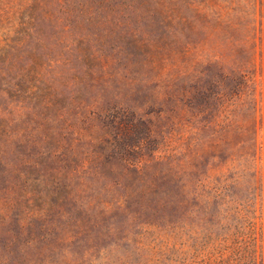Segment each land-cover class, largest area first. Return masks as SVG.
I'll use <instances>...</instances> for the list:
<instances>
[{
	"label": "trees",
	"instance_id": "trees-1",
	"mask_svg": "<svg viewBox=\"0 0 264 264\" xmlns=\"http://www.w3.org/2000/svg\"><path fill=\"white\" fill-rule=\"evenodd\" d=\"M144 21L158 32L171 31V64L176 67L190 64V43L199 30L206 36L213 31L223 44L239 49L251 47L253 42L256 48L259 37L264 49V0H0V181L8 185L0 193L16 191L14 198L0 200V231H4L0 264H84L87 255L71 259L63 246L69 247L75 239V245L80 244L78 236L88 231L70 235V229L79 227L85 213L91 211L104 220L125 207L123 199L107 201L102 194L92 197L94 179L85 177L90 174L87 164L92 155L86 156L88 149L81 143L116 149L109 141L116 143L120 136L107 129L124 125L121 120L130 112L95 111L84 106L77 95L78 87L87 80L94 86L119 80L114 65L136 56L123 45L113 48L110 43L127 42L145 57L149 67L155 68L158 59L163 60L161 52L168 39L162 45L146 39ZM222 56L211 52L200 62L205 71H197L192 63L190 69L176 73L175 82L196 81L199 74L206 77L205 85L190 87L193 98L201 97L206 106L200 114L214 108L203 129L212 136L224 131L247 135L248 140L235 147H246L250 153H242L240 159L233 155L217 179L204 175L201 180L197 170L192 172V180L177 186L180 190L194 186L193 196L208 207L202 226L191 228L193 236L204 237L202 245L214 251L203 255V264H264V206L258 227L257 210L250 212L251 200L224 201L230 187H241L247 175L253 177L250 194L254 177L262 173L264 178V165L251 154L258 143L257 126L247 128L250 130L242 126L246 120L250 125L256 122L247 93L250 63L225 71ZM89 121L102 132L98 139L81 128ZM144 145L131 149L140 150ZM65 162L75 167L67 171L46 167ZM231 170L234 181L229 186L225 175ZM72 199V209L63 210ZM216 227L219 235L214 234ZM135 240L130 235L126 239ZM136 245L146 247L143 238Z\"/></svg>",
	"mask_w": 264,
	"mask_h": 264
},
{
	"label": "rangeland",
	"instance_id": "rangeland-1",
	"mask_svg": "<svg viewBox=\"0 0 264 264\" xmlns=\"http://www.w3.org/2000/svg\"><path fill=\"white\" fill-rule=\"evenodd\" d=\"M143 25L146 39L158 45L168 39V44L163 45L165 51L161 52L165 55L163 60L158 59L155 68L149 67L145 57L129 48L127 42L123 44L119 40L110 43L113 48L123 45L136 56H130V61L122 58L121 63L114 65L113 71L119 74V80H112L105 86H94L87 80L78 87L77 95L84 106L94 107L95 111L114 109L122 113L127 109L130 112L121 120L124 125L107 129L111 135L120 136V141L116 143L109 141L116 149L101 144L87 146L85 143L88 142L81 143L88 149L86 156L92 155L89 156L90 164H87L90 174L85 176L89 181L94 179L90 190L92 197L102 194L107 201L123 199L125 207L104 220L91 211L87 216L85 213L79 227L70 229V235H76L79 230H87L88 233L78 236L82 240L80 244L75 245V239L69 247L63 246V249H68L71 259L87 255L84 264H203L206 258L203 255L214 251L205 248L206 245L202 243L206 239L195 238L191 228L202 226L208 207L193 196L194 186L180 190L177 185L187 184L192 172L197 170L195 174L201 180L204 175L217 179L228 167L225 166L226 161L233 155L240 159L242 153H250L246 147H235L249 137L234 133L236 131L218 132L212 136L204 130L205 120L214 108L208 109L205 115L200 114L206 106L201 97L193 98L191 91L194 90L190 87L200 88L205 85L206 77L201 78L199 74V79H193V83L187 79L178 83L175 82V75L178 71L190 69L192 63L196 65L194 68L197 71H205L206 67L200 62L206 60L211 52L223 55L221 62L225 71L250 63L248 70L251 87L247 93L251 98L252 116L256 117V122L253 120L250 125L246 120L242 126L244 129H255L257 126L258 143L251 154L264 165V49L259 37L256 39V48L253 42L251 47L239 49L223 44L219 35L213 31H208L206 36L199 30V35L193 36L190 43V64L176 67L171 64V31L165 34L158 32L156 26L146 21ZM166 33L170 35L169 38ZM235 52L236 57L233 58ZM137 62H141L140 65ZM81 128L88 133L93 132L96 139L102 135L97 127L93 129L91 121L81 125ZM140 143L145 144L144 148L131 149ZM209 145L211 147L207 148ZM46 167L48 170L64 167L67 171L75 165L70 162L50 163ZM225 176V183L230 186L234 181V171L227 172ZM250 178H253L252 175H247L241 187L231 186L230 191L225 193L224 201L226 203L234 199L242 203L251 200L250 212L252 214L257 210L255 223L260 227L262 220L259 217H262L260 212L264 206V178L262 173L254 177L253 190L249 194ZM7 187V183L1 180L0 189ZM15 192L6 195L5 192L0 193V200L14 198ZM74 205L72 199L63 206V210L70 211ZM94 227L97 228L90 233ZM220 233V228L216 227L214 234ZM129 235L137 240L126 241ZM3 236L4 231H0V238ZM138 238H143L146 247L139 248L136 245ZM179 243L186 246L182 247ZM188 244L196 246L195 249H190ZM104 248L108 250L103 253L101 251Z\"/></svg>",
	"mask_w": 264,
	"mask_h": 264
}]
</instances>
